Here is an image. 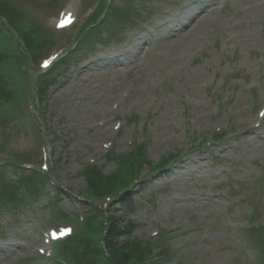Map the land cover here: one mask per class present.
<instances>
[{"label": "rangeland", "instance_id": "374dc122", "mask_svg": "<svg viewBox=\"0 0 264 264\" xmlns=\"http://www.w3.org/2000/svg\"><path fill=\"white\" fill-rule=\"evenodd\" d=\"M194 1L124 0L122 13L107 26V38L93 43L78 66L64 67L51 77L41 105L53 139L50 164H55L58 182L66 190L56 199L50 189V196L39 198L16 220L8 212L0 215L4 233L0 264H58L42 259L21 263V253L37 243L44 227L60 224L59 217L50 222L56 216L55 203L73 214L84 208L78 199L84 189L81 170L105 138V132L93 126L108 118L113 105L128 109L138 104L136 118L119 140L125 142L147 130L149 154L156 160L182 144L189 145L218 121L245 118L255 99L263 101L264 88L257 93L250 90L253 84L264 85V0L255 8L261 0H214L227 8L207 27L199 24L202 27L196 31V26L187 45L178 48L174 22L183 5ZM55 2L27 0L25 5L39 17ZM138 37L145 39L137 41ZM220 99L225 108L215 119ZM27 127L32 129L30 118ZM2 140L0 127V150ZM30 142L29 132L15 147L25 148ZM32 146H37L35 140ZM42 158V152L32 158L36 167ZM197 161H202L198 168ZM176 166L182 170L179 175L175 172L174 178L159 182L151 176L150 191L135 187L134 198L120 206L123 216L139 222L134 237L158 229L173 234L170 247L176 258L171 264H258L243 232L230 225L247 224L245 211L253 204L264 219V127L261 134L241 136L237 142L184 158Z\"/></svg>", "mask_w": 264, "mask_h": 264}, {"label": "snow or ice", "instance_id": "6c2138e0", "mask_svg": "<svg viewBox=\"0 0 264 264\" xmlns=\"http://www.w3.org/2000/svg\"><path fill=\"white\" fill-rule=\"evenodd\" d=\"M45 66H47V62H46V64H45ZM262 115H264V113H262Z\"/></svg>", "mask_w": 264, "mask_h": 264}]
</instances>
